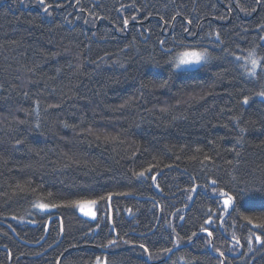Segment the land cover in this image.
Instances as JSON below:
<instances>
[{"label": "trees", "instance_id": "trees-1", "mask_svg": "<svg viewBox=\"0 0 264 264\" xmlns=\"http://www.w3.org/2000/svg\"><path fill=\"white\" fill-rule=\"evenodd\" d=\"M45 4L0 0V264H264V0Z\"/></svg>", "mask_w": 264, "mask_h": 264}, {"label": "snow or ice", "instance_id": "snow-or-ice-1", "mask_svg": "<svg viewBox=\"0 0 264 264\" xmlns=\"http://www.w3.org/2000/svg\"><path fill=\"white\" fill-rule=\"evenodd\" d=\"M39 4L43 7V10L45 13L50 14L49 9L52 7V5H46L45 4V0H39ZM125 23H127V21H125ZM217 37V41H219V34H216ZM207 60V50L205 49L202 52H184L180 59L179 62L176 64V67H180L182 65H188L191 63H197L200 64L202 62H205ZM251 64L253 65L252 68H246V71L248 72V74L250 76H255L256 72H257V66L259 64V60L257 59H253L251 60ZM261 96H264V92L260 93ZM244 102L247 103L248 102V98L245 97ZM140 176L144 175V172L141 171L139 173ZM154 179V178H153ZM213 183H215V181H213ZM104 197H100L99 200H103ZM232 197H229L228 200H225L224 203L228 204L229 201H231ZM98 200L97 199H83V200H73L71 201V205L74 207L79 208V211L82 212L84 214V216L87 217H92L93 219L96 218V212L93 211V206L98 204ZM61 205L58 204H39L37 205V207H39L40 209H47V208H57L60 207ZM205 231H207V228H205ZM209 235H211V232L208 233ZM257 242L261 241V237L256 236L255 237ZM110 243H115L114 241H110ZM237 243H239L237 241ZM252 240L249 239L248 240V244L251 245ZM141 248H144V245H140ZM147 249H145L146 251ZM99 264V261H98Z\"/></svg>", "mask_w": 264, "mask_h": 264}, {"label": "rangeland", "instance_id": "rangeland-1", "mask_svg": "<svg viewBox=\"0 0 264 264\" xmlns=\"http://www.w3.org/2000/svg\"><path fill=\"white\" fill-rule=\"evenodd\" d=\"M193 51H195V52H202V51H197V50H188V51H184V52H193ZM184 52H180V53H178V54L175 56V58H174V60H173V67H174L175 64H177V63L179 62V59H180L181 55H182ZM242 59H243V61L245 62L244 66H245L246 64H248V66H249V61L245 60L244 58H242ZM203 63H205V62H202V63H200V64H197V63H191V64H188V65H182V66L178 67L176 70H188V69H193V68L199 67V66L202 65ZM257 68H258V66H257ZM246 73H247L248 76H250V75L248 74L247 71H246ZM258 96H259L260 98H264V96H261L260 94H259ZM39 204H45V203H42V202H36V203L34 204V206H33V210L38 211V212H49V211L54 210V208L40 209L39 207H37V205H39ZM78 211H79V208H78ZM93 211L96 212V210H95V206H93ZM79 213H80L81 215L84 216V214H83L82 212L79 211ZM96 216H97V213H96ZM84 217H86V218H88V219H93L92 217H87V216H84ZM98 261H99V264H107L105 258H98L97 260H95V262H94L93 264H98Z\"/></svg>", "mask_w": 264, "mask_h": 264}, {"label": "water", "instance_id": "water-1", "mask_svg": "<svg viewBox=\"0 0 264 264\" xmlns=\"http://www.w3.org/2000/svg\"><path fill=\"white\" fill-rule=\"evenodd\" d=\"M153 184H154V181H153ZM221 196H228V197H230V195L229 194H224V195H221ZM231 211V208L229 209V212ZM226 216V215H225ZM224 216V217H225ZM223 217V218H224ZM221 226V225H220ZM185 246L186 245H188V244H184ZM184 245H180V246H175L167 255H166V257L164 258V259H166V258H168L175 250H177L178 248H181V247H183ZM129 247H132V246H125L124 248H129ZM209 251H211L212 252V242H210V245H209ZM240 252H241V250H240ZM240 254V253H239ZM238 254V255H239ZM216 255H218L219 257H221L222 258V264H224V261H225V259H224V256L223 255H219V254H216ZM60 260H61V258H60ZM60 260H59V262H58V264L60 263ZM146 260H147V262H149V263H158L159 261H156V262H153V261H151L150 260V258H149V255H148V253L146 252Z\"/></svg>", "mask_w": 264, "mask_h": 264}, {"label": "clouds", "instance_id": "clouds-1", "mask_svg": "<svg viewBox=\"0 0 264 264\" xmlns=\"http://www.w3.org/2000/svg\"><path fill=\"white\" fill-rule=\"evenodd\" d=\"M248 56H249V68H252L253 65L251 64V60H253V59L259 60L260 57L258 56V53H257L256 49H254V48L249 52ZM214 59L215 58L212 56V54L207 52V60L205 62L206 63H211ZM174 68L175 69L178 68V67H176V64L174 65Z\"/></svg>", "mask_w": 264, "mask_h": 264}]
</instances>
